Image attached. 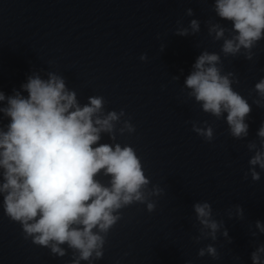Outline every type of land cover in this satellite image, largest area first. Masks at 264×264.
Masks as SVG:
<instances>
[{
    "label": "water",
    "instance_id": "95a60500",
    "mask_svg": "<svg viewBox=\"0 0 264 264\" xmlns=\"http://www.w3.org/2000/svg\"><path fill=\"white\" fill-rule=\"evenodd\" d=\"M215 0H0V91L6 96L34 71L47 78L55 72L77 92L81 105L90 96L105 99L104 110L130 117L136 131L116 142L129 145L141 159L149 188L159 185L164 194L153 197L156 210L133 204L121 210L122 219L110 230L104 256L92 264H252L251 253L264 244L255 221L264 223V171L253 182L246 145L255 141L264 122V108L253 100L254 85L264 77V39L253 49L254 58H225L223 41H213L206 22L231 28L213 11ZM192 8L194 15L187 16ZM198 19L201 31L181 37L176 21L187 27ZM162 45H165L162 51ZM221 54L224 71L234 72L233 89L248 100V137L237 140L228 131L226 114L216 119L204 113L183 89L184 80L202 51ZM148 60L141 61V54ZM42 70V71H41ZM182 70V72H181ZM178 76L179 80L173 79ZM6 102H0V107ZM2 117V114H0ZM189 121H208L215 138L206 142L192 131ZM7 119L2 120L6 124ZM120 125H117L119 128ZM101 143H112L105 134ZM107 183V177H98ZM209 202L213 217L223 220L231 243L220 233L217 240L196 243L200 225L193 204ZM244 209L242 220L228 218L234 205ZM256 232V236L251 235ZM213 244L219 259L197 255ZM64 247H67L66 245ZM72 253L54 257L50 250L25 239L19 223L3 211L0 197V264H69ZM239 257V259H236ZM81 264H88L81 261Z\"/></svg>",
    "mask_w": 264,
    "mask_h": 264
},
{
    "label": "clouds",
    "instance_id": "9594fccd",
    "mask_svg": "<svg viewBox=\"0 0 264 264\" xmlns=\"http://www.w3.org/2000/svg\"><path fill=\"white\" fill-rule=\"evenodd\" d=\"M213 11L221 21L231 22V28L211 20L206 22L208 35L213 41H223L220 52L225 58L243 55L248 61L254 58L253 49L264 39V0H215ZM187 16L194 15L192 8ZM174 34L192 36L201 31L198 19L190 20L184 27L176 21ZM162 51L165 45H162ZM139 59L147 61V54ZM42 71V70H41ZM182 72V70H181ZM42 78L34 71L21 85L6 96L0 91V197L4 214L19 223L24 238L34 245L50 250L54 257L63 258L71 250L69 264H92L104 256V247L110 230L122 219L121 210L133 204H144L148 213L156 210L153 197L164 194L159 185L149 188L136 150L116 142L117 133L123 136L136 131L125 119L123 109L105 113V99L90 96L81 105L77 92L67 87L66 79L55 72ZM178 81V76H173ZM239 84L234 72L224 71L221 54L204 50L192 65L184 80L187 96L200 104L204 113L216 119L224 118L229 134L242 140L249 135L246 123L252 106L233 89ZM257 99L253 104L264 108V77L255 85ZM7 119L6 124L2 120ZM192 131L206 142L215 138L213 126L208 121H189ZM117 125H120L117 128ZM112 143H101L103 135ZM255 141L246 145L254 155L249 159V175L253 182L261 179L264 171V122ZM109 178L103 183L98 177ZM196 220L201 226L196 243L202 239L217 240L220 233L229 243L228 230L223 220L213 217L209 202L193 204ZM228 218L242 220L244 209L234 205ZM255 228L264 234V223L255 221ZM256 232H252L253 237ZM67 247H64V246ZM197 255L219 259L217 248L208 244ZM239 259V257H236ZM252 264H264V244L251 253ZM191 264V261L186 262Z\"/></svg>",
    "mask_w": 264,
    "mask_h": 264
}]
</instances>
